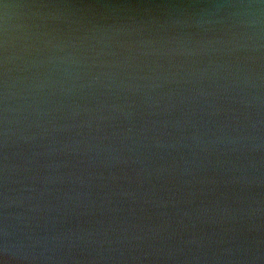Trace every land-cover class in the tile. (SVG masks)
<instances>
[{"label": "water", "instance_id": "water-1", "mask_svg": "<svg viewBox=\"0 0 264 264\" xmlns=\"http://www.w3.org/2000/svg\"><path fill=\"white\" fill-rule=\"evenodd\" d=\"M0 264H264V0H0Z\"/></svg>", "mask_w": 264, "mask_h": 264}]
</instances>
